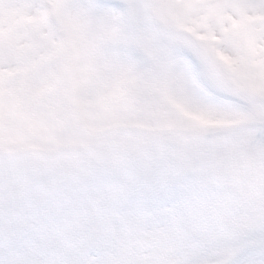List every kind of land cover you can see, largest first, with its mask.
Listing matches in <instances>:
<instances>
[{"label":"snow or ice","instance_id":"snow-or-ice-1","mask_svg":"<svg viewBox=\"0 0 264 264\" xmlns=\"http://www.w3.org/2000/svg\"><path fill=\"white\" fill-rule=\"evenodd\" d=\"M29 7L46 14L38 32L24 41L33 49L29 75L38 82L51 81L69 67L65 57L56 55L66 46V33L47 0H30ZM70 7L85 11L94 35L102 36L108 27L115 30V40L94 41L105 58L135 55V43L152 27L142 0L135 5L136 13L128 0H74ZM258 44L264 48V31ZM176 54L209 105L221 111L243 108L256 115L254 101L241 100L243 94L227 86L207 54L184 47ZM259 115L260 123L250 132L264 145V112ZM237 199L218 187L177 184L95 209L82 194L72 195L59 186L38 184L16 191L0 182V264H264V202L217 203ZM189 202L209 207L192 218L181 245L162 254L158 245L136 235L142 219L163 224L182 218Z\"/></svg>","mask_w":264,"mask_h":264},{"label":"rangeland","instance_id":"rangeland-1","mask_svg":"<svg viewBox=\"0 0 264 264\" xmlns=\"http://www.w3.org/2000/svg\"><path fill=\"white\" fill-rule=\"evenodd\" d=\"M181 1L183 0H163V3H166L165 5H167V7H172L175 13L180 11L178 3ZM136 2H138V0H136ZM189 2V5L191 4L190 11L185 19L183 28L188 33L198 35V39L200 38L203 41L211 42L215 36L212 30L208 28L205 29L201 26L203 24L201 21H205L207 18L212 20L213 23L218 20H224L223 23L218 22V24H223L225 28L231 26L230 23L232 22L229 21L231 17L223 15L222 18L225 19L221 18V11L224 10L225 6L221 4L220 0H189ZM29 3L30 0H0V143L8 146L18 145L20 137H23L21 135L25 131L24 129L30 127L29 124L18 120L22 119V117L26 118L28 122L34 125L36 135L35 137H30L34 141L41 140L45 142L46 139H50L51 136L47 130V126L43 131L39 130L41 128L39 124H43L42 122L34 124V118L36 116L38 117L40 113H43L40 108L34 106L33 102L29 106L25 105L24 107H18L17 105L21 99L26 96H33L32 93L35 89V82L29 75V69L32 67L30 57L33 49L28 47L24 41L29 35L38 32L42 25V20H39L40 12L31 9ZM48 3L52 6L51 9H56L62 6L70 7V5L74 3V0H48ZM64 13L67 16H65V18L69 26V31L66 35V46L58 48L61 50H57L56 55L64 56L63 54L68 48L72 51L73 47L79 46V43L81 45L79 49L81 52L83 51L82 53H85L86 50L96 48V50H94L95 54L90 57L91 59L88 61L83 59L88 68V72L86 70L78 72L79 68L84 65V61H81V65L79 64L76 68L75 73L77 74L78 72L79 75L82 76V79L78 78V90L80 94H83L77 100V104L79 105L80 101H83L84 94L90 96L91 92L103 93L104 99L113 100L115 96H118L119 92L122 91V81L124 79L130 80L136 73H139L140 68L144 67L147 62L140 60L141 56L138 52H136L135 55L122 56L116 59L105 58L99 47L94 43V41L101 36L94 35L89 30V25L92 21L91 18L86 16L85 11L73 10L70 7ZM218 24L216 26H218ZM112 32H115V30L110 27L103 29L104 36L110 37ZM142 38L146 39L144 36H142ZM140 42L143 46L145 45L147 47L151 44ZM208 43L204 42V44L211 49L213 55H217L216 60L221 66L231 71L236 69L238 59L236 60L235 57H237L236 55L240 51V49H238L239 45L234 47V45L232 46L229 44L228 47L231 53H228L225 50L218 51L214 44L209 45ZM262 50L264 49L262 48ZM91 54V51H89L88 54L85 53V55L88 56ZM239 55H241V53H239ZM259 56L261 57L262 53H258V57ZM65 58L67 59V57ZM162 58H164L162 62L164 67H162L160 76L162 77V82H166V91L163 93L158 103V108L169 103L166 105L169 116L167 115L166 117L165 114L162 116V113H157L155 109L151 108L147 110L145 107H138L136 105H133L130 109L127 108L124 114L121 113L119 108L113 107L114 110L116 109L118 111L119 116V118L115 116L113 122L130 123L138 121L151 126H158V124L161 126H174L176 124L184 126L185 124L180 122L183 119L188 121L189 125L193 124L200 128L199 130L215 133L227 126L239 123L241 120H244V118L246 119L248 111L246 110L245 113V109L243 108L221 111L209 105L199 91L193 86V82L188 74L180 67V57L176 54V51L168 52ZM78 59L72 51L71 59L67 60L70 63L69 65H75L76 60L80 62ZM82 68H84V66ZM65 72L66 69L62 71V73ZM18 75L22 76L17 78ZM55 83L56 81L54 84ZM81 83H83V86H81ZM159 110H162V108ZM88 111V109H83V115H86ZM94 111L96 115L93 117L92 121L90 120L93 129H102L106 127V125L110 123V117L112 118L111 115H113L109 111L108 106L102 103L100 109ZM255 111L259 113L261 109L256 108ZM164 113H166V111H164ZM99 116H105L107 121L104 119L101 120ZM244 131L247 132V130ZM82 133L81 138L88 137L86 136V130ZM162 138L172 139V136ZM32 139L30 140L32 141ZM252 144L253 146L257 145V143L255 144L253 141ZM152 147L153 145L147 146L149 150H155ZM3 167L8 166L4 165ZM87 168V175L81 171L79 173L71 170L68 172L71 177L69 185L72 184L75 190V193L73 192L72 195L82 194L86 202L91 199L90 187L93 181L96 180L94 177L97 176V173L93 171L89 164H87ZM162 168L163 167H160L158 171H156L157 174L155 176V180L161 179L159 184L165 182V179H163L161 175L164 176L163 172H166V170H162ZM169 176L168 174L167 178ZM12 185L15 184L13 183ZM166 187L167 186L164 185L163 189ZM156 191H159L158 186H154L149 193ZM202 206L204 205L202 204ZM204 210L206 209L204 208ZM199 211L201 210L189 202L186 215L182 217L179 223L185 222L186 224L188 220L191 221Z\"/></svg>","mask_w":264,"mask_h":264}]
</instances>
